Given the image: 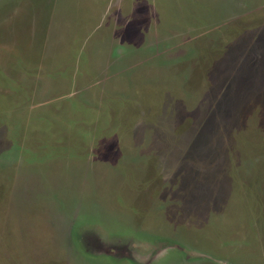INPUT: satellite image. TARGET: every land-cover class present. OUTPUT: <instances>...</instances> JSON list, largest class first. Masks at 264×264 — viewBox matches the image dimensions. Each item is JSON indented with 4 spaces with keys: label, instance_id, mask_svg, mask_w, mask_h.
Returning a JSON list of instances; mask_svg holds the SVG:
<instances>
[{
    "label": "rangeland",
    "instance_id": "374dc122",
    "mask_svg": "<svg viewBox=\"0 0 264 264\" xmlns=\"http://www.w3.org/2000/svg\"><path fill=\"white\" fill-rule=\"evenodd\" d=\"M0 264H264V0H0Z\"/></svg>",
    "mask_w": 264,
    "mask_h": 264
}]
</instances>
